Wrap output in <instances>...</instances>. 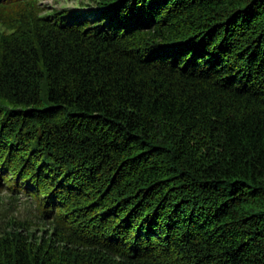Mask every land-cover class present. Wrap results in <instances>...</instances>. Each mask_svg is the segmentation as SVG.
<instances>
[{
	"label": "trees",
	"instance_id": "16d2710c",
	"mask_svg": "<svg viewBox=\"0 0 264 264\" xmlns=\"http://www.w3.org/2000/svg\"><path fill=\"white\" fill-rule=\"evenodd\" d=\"M86 2L0 0V264H264V0Z\"/></svg>",
	"mask_w": 264,
	"mask_h": 264
},
{
	"label": "rangeland",
	"instance_id": "374dc122",
	"mask_svg": "<svg viewBox=\"0 0 264 264\" xmlns=\"http://www.w3.org/2000/svg\"><path fill=\"white\" fill-rule=\"evenodd\" d=\"M84 2L86 0H42L48 12L63 8L78 10V13L90 12L93 7L82 5ZM14 225L32 226L34 230L46 227L33 199L24 193L16 194L3 189L0 192V229Z\"/></svg>",
	"mask_w": 264,
	"mask_h": 264
}]
</instances>
